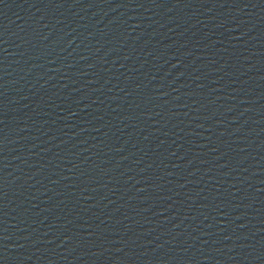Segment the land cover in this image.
I'll return each instance as SVG.
<instances>
[{
  "label": "water",
  "instance_id": "95a60500",
  "mask_svg": "<svg viewBox=\"0 0 264 264\" xmlns=\"http://www.w3.org/2000/svg\"><path fill=\"white\" fill-rule=\"evenodd\" d=\"M0 264H264V0H0Z\"/></svg>",
  "mask_w": 264,
  "mask_h": 264
}]
</instances>
